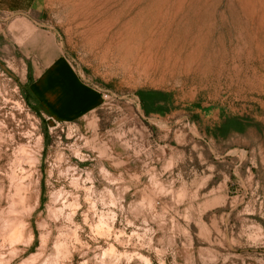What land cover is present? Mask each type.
Here are the masks:
<instances>
[{"label":"rangeland","instance_id":"obj_1","mask_svg":"<svg viewBox=\"0 0 264 264\" xmlns=\"http://www.w3.org/2000/svg\"><path fill=\"white\" fill-rule=\"evenodd\" d=\"M23 16L94 108L33 94ZM0 264H264V0H0Z\"/></svg>","mask_w":264,"mask_h":264},{"label":"crops","instance_id":"obj_2","mask_svg":"<svg viewBox=\"0 0 264 264\" xmlns=\"http://www.w3.org/2000/svg\"><path fill=\"white\" fill-rule=\"evenodd\" d=\"M38 27L23 16L12 21L7 30L8 41L14 43L31 65L33 94L45 107L64 118L76 117L82 110L94 108L92 92L63 58L56 37ZM53 96L60 97L63 102L50 103Z\"/></svg>","mask_w":264,"mask_h":264},{"label":"snow or ice","instance_id":"obj_3","mask_svg":"<svg viewBox=\"0 0 264 264\" xmlns=\"http://www.w3.org/2000/svg\"><path fill=\"white\" fill-rule=\"evenodd\" d=\"M63 101L61 100V98L60 97H58V96H53L52 97V100L50 101V103H53V104H55V103H62Z\"/></svg>","mask_w":264,"mask_h":264}]
</instances>
